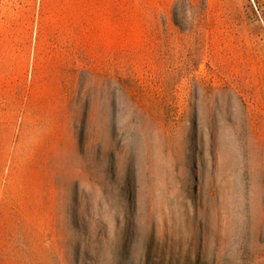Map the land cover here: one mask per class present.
Listing matches in <instances>:
<instances>
[{"label":"rangeland","instance_id":"obj_1","mask_svg":"<svg viewBox=\"0 0 264 264\" xmlns=\"http://www.w3.org/2000/svg\"><path fill=\"white\" fill-rule=\"evenodd\" d=\"M0 264H264V0H0Z\"/></svg>","mask_w":264,"mask_h":264}]
</instances>
